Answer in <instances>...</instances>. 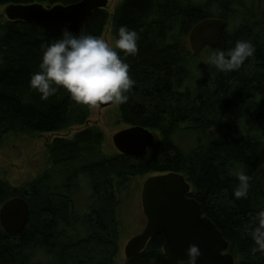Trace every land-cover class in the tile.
Returning a JSON list of instances; mask_svg holds the SVG:
<instances>
[{"label":"trees","instance_id":"obj_1","mask_svg":"<svg viewBox=\"0 0 264 264\" xmlns=\"http://www.w3.org/2000/svg\"><path fill=\"white\" fill-rule=\"evenodd\" d=\"M79 1L0 0V6ZM210 17L228 21L225 51L240 40L256 51L237 71L213 66L209 81L198 87L194 62L200 53L191 51L188 39ZM109 24L116 40L121 26L139 35L135 56L121 52L136 83L120 118L160 135L140 157L105 153V132L88 125L91 107L63 89L40 99L30 77L39 70L41 44L60 36L0 13V150L11 136L83 127L71 138L56 137L46 167L22 185L0 175V209L17 196L31 207L19 233L5 231L0 221V264H171L159 234L138 255L119 260L124 194L134 179L168 172L185 175L190 196L229 241L235 264H264V254L251 253L250 235L251 217L264 208V0H121L113 12L96 10L85 31L102 38ZM238 172L250 177L246 199L233 196Z\"/></svg>","mask_w":264,"mask_h":264},{"label":"water","instance_id":"obj_2","mask_svg":"<svg viewBox=\"0 0 264 264\" xmlns=\"http://www.w3.org/2000/svg\"><path fill=\"white\" fill-rule=\"evenodd\" d=\"M109 0H81L71 4L47 6L42 3L9 4L5 6L8 20H22L43 28L49 36H60L64 27L73 33L85 30L88 19L98 9H105ZM228 21L210 17L196 24L189 41L193 53L206 47L226 50ZM112 103L101 105L110 106ZM89 123V122H88ZM114 144L119 152L135 157L143 156L156 137L153 130L142 125H130L118 131ZM192 185L179 172L155 174L147 177L142 187V206L147 223L141 233L131 237L126 246V258L141 253L157 234L164 239V252L171 264L187 259L189 245H197L200 257L197 264H235L229 251L230 243L216 223L204 214L201 203L190 196ZM31 218L27 199L13 197L0 209V221L5 231H23Z\"/></svg>","mask_w":264,"mask_h":264},{"label":"clouds","instance_id":"obj_3","mask_svg":"<svg viewBox=\"0 0 264 264\" xmlns=\"http://www.w3.org/2000/svg\"><path fill=\"white\" fill-rule=\"evenodd\" d=\"M138 39V33L127 26L119 28L115 46L88 34L83 28L79 33H73L70 27H64L60 38L41 44L39 70L31 74L29 87L40 95L42 101L49 100L63 89L72 101L91 108L109 103L126 104L136 82L121 52L124 57L135 56ZM255 51L250 41L240 40L227 51L214 52L210 63L220 72L237 71ZM236 179L238 184L233 189V196L237 200L246 199L250 177L245 172H238ZM251 220V253L264 254V208H260ZM200 255L197 245H189L187 259L179 260L178 264H197Z\"/></svg>","mask_w":264,"mask_h":264},{"label":"rangeland","instance_id":"obj_4","mask_svg":"<svg viewBox=\"0 0 264 264\" xmlns=\"http://www.w3.org/2000/svg\"><path fill=\"white\" fill-rule=\"evenodd\" d=\"M120 1L109 0L107 8L113 12ZM0 13L5 14V6H0ZM102 38L115 46L116 38L112 33L111 24L106 27ZM212 54L211 49L206 48L195 58L194 79L198 87H202L211 78L213 65L210 63V57ZM88 125L100 126L105 132V153L112 155L119 152L114 144L113 137L118 131L129 126L127 123L122 122L120 118V105L112 104L106 107L91 108ZM82 128L75 126L57 133L11 136L5 147L0 150V175L8 179L13 185H22L46 167L47 148L56 137L71 138ZM153 132L156 139H158L160 137L159 133ZM182 140L184 139L181 138ZM183 143L186 146L193 144L190 140ZM146 178L134 179L131 182V190L124 194L125 200L121 209V255L119 258L121 262L126 259L125 246L128 240L141 233L147 223L142 206V187ZM83 186L85 187V185ZM86 188L83 189V192H88V190H85Z\"/></svg>","mask_w":264,"mask_h":264},{"label":"bare ground","instance_id":"obj_5","mask_svg":"<svg viewBox=\"0 0 264 264\" xmlns=\"http://www.w3.org/2000/svg\"><path fill=\"white\" fill-rule=\"evenodd\" d=\"M189 40V39H188ZM207 48V47H206ZM211 49V47H209ZM217 50V49H216ZM192 51V50H191Z\"/></svg>","mask_w":264,"mask_h":264}]
</instances>
